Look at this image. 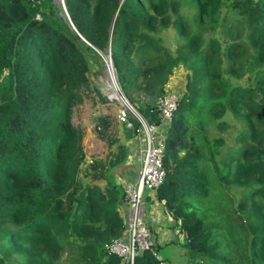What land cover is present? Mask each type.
<instances>
[{
	"label": "trees",
	"instance_id": "1",
	"mask_svg": "<svg viewBox=\"0 0 264 264\" xmlns=\"http://www.w3.org/2000/svg\"><path fill=\"white\" fill-rule=\"evenodd\" d=\"M63 3L0 0V264H16L12 252L23 264H57L65 248L78 264H122L106 247L125 228L122 191L108 171L128 149L101 159L105 187L78 175L84 132L72 122V103L89 82L88 51L100 74L110 54L128 94L163 92L174 67L189 64L164 130L165 175L156 196L185 235L186 264H264V0ZM223 4L231 10L222 12ZM185 5L195 8L191 16ZM169 26L179 37L174 53L155 35ZM247 62L263 66L257 82L235 83ZM140 109L160 122L154 105ZM227 111L245 124L238 145L219 153L224 138L212 141L205 118L224 129ZM108 117L98 111L94 125L106 129ZM127 129L138 134L136 122ZM232 185L248 189L237 205ZM133 264L172 263L153 245Z\"/></svg>",
	"mask_w": 264,
	"mask_h": 264
},
{
	"label": "rangeland",
	"instance_id": "2",
	"mask_svg": "<svg viewBox=\"0 0 264 264\" xmlns=\"http://www.w3.org/2000/svg\"><path fill=\"white\" fill-rule=\"evenodd\" d=\"M59 2H62V0H56ZM183 12L186 13L188 16H191L195 10L194 7H191L189 5H185L184 8H182ZM231 10L229 6L222 5V12H227ZM156 36H161L162 40L165 45H167L172 53L176 51L177 48V38L178 35L175 32V29L173 26H169L166 29H162L161 32L155 33ZM88 62L90 64V71L88 74V85L83 89L81 93V97L79 99H75L72 103V122L80 126L83 130V138H82V144L84 147V160L82 161L80 165L79 170V178H81L84 182H96L101 187H105L106 185V179L100 176V172L104 174V166L102 164V160L105 157V160H107L110 157H112L116 152L119 151V148H127V153H129V150L133 149L130 147V143L134 136H137L138 134H134L132 130H128L123 124H120L116 118H115V109L116 105L109 102L108 100L103 101L102 95H105L104 90L106 88L105 82L107 81L108 76V64H106V59L109 58L107 55L104 54L103 57V63L104 69L102 70V73H97L98 63L99 59L97 61L93 60L91 51H88ZM189 64L187 62H182L177 64L170 76L168 77L167 81L164 83V91L170 90L176 93L178 97H181L182 91L185 90L186 81L189 78V75L191 73L190 68L188 66ZM250 68V62H247L244 67H240L239 72L237 74H240V77H235V83L236 82H243L246 80V78H249L252 83H256L259 74L263 70V66L257 67L254 65L253 69ZM113 71L116 75L115 68L113 66ZM117 77V76H116ZM249 81V80H248ZM124 90V88H123ZM126 93V91L124 90ZM162 91L158 94H151L147 91H143L139 88L131 90L127 93V95L130 97L131 101L136 105V107L142 112L140 109V106H146L148 104L155 105V101L157 98L163 93ZM264 96V87L262 88V93ZM98 111H101L102 113H106L109 115V127H107L104 130L98 129L97 126L94 125L93 122V116ZM223 120H225V125L222 126L224 129H221L219 126V119L217 118H205V125L204 128L207 132V135L212 139V141L218 140L217 136H222L224 138V142H218L217 148L218 152L222 153L224 150H226L230 146L238 145V141L236 140V134L238 133L239 128L244 127V120L237 115H234L231 111H227L223 115ZM87 125H89L91 130H88ZM233 130V131H232ZM99 138L100 141L96 143V147L94 146V142H92V138ZM128 156V155H127ZM102 159V160H101ZM93 163L97 166L98 169L93 170V168L90 166V164ZM118 167V164L115 166H112L109 168L108 173L113 176L115 174L114 169ZM109 175V176H110ZM110 179V177H109ZM137 179V178H136ZM108 180V179H107ZM136 181V180H135ZM134 181V182H135ZM113 182V181H112ZM127 183H133V182H127ZM126 184V183H124ZM123 184V185H124ZM123 187V186H122ZM122 191V188H121ZM148 191V189L145 190L144 193V201L146 205V211H145V220L148 225V228L151 232V238L153 240V243L155 244H162L165 240H172V244L169 247L167 246L166 249H163L165 253L167 260L174 264L176 262L181 264H186V258L184 253V247L181 240V235L179 234V231L172 230L170 224L172 221L166 219L167 214L165 213V210H167V206L164 203V201H150L149 203H146L145 200V194ZM229 192L233 196L232 198L237 203L242 199V197L246 196L248 189L243 188L241 186H235L232 185L229 188ZM123 198V195H122ZM240 199V200H239ZM158 211L160 214H158ZM154 214L156 219L154 221H150L149 217ZM247 233L251 235V225L248 223L246 225ZM168 248H173L172 250L175 253V257H173L169 251ZM20 254L17 252H12V257L16 261V264H23L22 261L18 262L20 258ZM163 257V256H162ZM165 259V258H164ZM57 264H78V262L75 259V254L71 253L70 250L66 249L60 253L59 257L56 260Z\"/></svg>",
	"mask_w": 264,
	"mask_h": 264
},
{
	"label": "built area",
	"instance_id": "3",
	"mask_svg": "<svg viewBox=\"0 0 264 264\" xmlns=\"http://www.w3.org/2000/svg\"><path fill=\"white\" fill-rule=\"evenodd\" d=\"M107 55V54H106ZM107 81L104 93L109 102L116 105L115 118L126 128H132L137 123L138 134L143 136V143L138 157L139 171L135 182L126 183L122 187L123 199L127 203L124 217L123 235L107 244L109 253L121 257L122 264H133L135 256L154 245L151 232L145 220L146 205L145 190H154L162 182L165 169L163 155L165 150V127L170 123L172 114L177 108L178 94L166 90L155 101L154 109L160 122H152L141 112L124 92L114 71L112 59L107 55ZM113 70V69H112ZM100 126H98V129Z\"/></svg>",
	"mask_w": 264,
	"mask_h": 264
},
{
	"label": "crops",
	"instance_id": "4",
	"mask_svg": "<svg viewBox=\"0 0 264 264\" xmlns=\"http://www.w3.org/2000/svg\"><path fill=\"white\" fill-rule=\"evenodd\" d=\"M90 126L87 125L86 128H88V130H91L89 128ZM100 141L99 138H96V136H94V138H92V142H94V146L96 145V143ZM142 143H143V136H141L140 134H138L137 136H134V138L132 139L131 143L129 144L130 147H132L133 149L129 150L128 156L126 158L125 161L121 162L118 164V167H116L114 169L115 174H113V176H109L110 180L113 181L120 189V194H121V188L123 186L124 183L127 182H134L138 176V171H139V154H140V150L142 147ZM95 148L97 149V147L95 146ZM145 200L146 203H149L150 201L154 202L157 200L162 201V199H159L156 196V191L155 190H148L145 194ZM118 208L119 211L121 213V215L123 217H125L126 211H127V203L126 201L120 197L119 199V204H118ZM165 213L167 214L166 219L172 221V223L170 224L172 230H177L179 231V234L181 235V240L182 242L185 240V235L183 234V232L178 228V227H174V218L171 215V213L169 212V210H165ZM158 214H160V212L158 211ZM156 219L155 215L152 214L149 217L150 221H154ZM172 244V240H165L164 243L162 244H154L159 248V254L160 252H164L163 249H166V247L170 246ZM174 245V244H172ZM174 250L173 248H168L169 253L175 257V253L172 251ZM163 255L166 256L165 253H162Z\"/></svg>",
	"mask_w": 264,
	"mask_h": 264
},
{
	"label": "bare ground",
	"instance_id": "5",
	"mask_svg": "<svg viewBox=\"0 0 264 264\" xmlns=\"http://www.w3.org/2000/svg\"><path fill=\"white\" fill-rule=\"evenodd\" d=\"M112 71H113V70L109 68V73H110V75L112 74ZM108 76H109V74H108Z\"/></svg>",
	"mask_w": 264,
	"mask_h": 264
},
{
	"label": "water",
	"instance_id": "6",
	"mask_svg": "<svg viewBox=\"0 0 264 264\" xmlns=\"http://www.w3.org/2000/svg\"><path fill=\"white\" fill-rule=\"evenodd\" d=\"M62 3H63V0H62ZM64 4V3H63Z\"/></svg>",
	"mask_w": 264,
	"mask_h": 264
},
{
	"label": "clouds",
	"instance_id": "7",
	"mask_svg": "<svg viewBox=\"0 0 264 264\" xmlns=\"http://www.w3.org/2000/svg\"><path fill=\"white\" fill-rule=\"evenodd\" d=\"M110 55V54H109Z\"/></svg>",
	"mask_w": 264,
	"mask_h": 264
}]
</instances>
